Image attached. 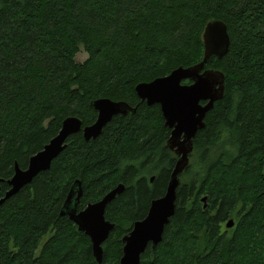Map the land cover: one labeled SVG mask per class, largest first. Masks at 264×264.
<instances>
[{"label": "trees", "instance_id": "trees-1", "mask_svg": "<svg viewBox=\"0 0 264 264\" xmlns=\"http://www.w3.org/2000/svg\"><path fill=\"white\" fill-rule=\"evenodd\" d=\"M213 20L230 48L205 69L224 73L225 95L194 140L163 241L140 264H264V0H0V199L15 164L25 170L66 118L92 125L102 98L136 108L95 140L71 136L0 207V264H98L89 237L60 215L77 180L79 210L124 184L106 209L115 228L102 263L120 264L123 237L165 195L178 160L160 106L135 88L201 62Z\"/></svg>", "mask_w": 264, "mask_h": 264}, {"label": "water", "instance_id": "water-1", "mask_svg": "<svg viewBox=\"0 0 264 264\" xmlns=\"http://www.w3.org/2000/svg\"><path fill=\"white\" fill-rule=\"evenodd\" d=\"M203 42L204 55L201 62L189 67H179L168 76L140 83L135 88L142 102H146L148 106H160L165 126L171 130L167 146L178 156V160L165 195L153 200L147 216L137 221L132 231L123 237V256L120 264H140L148 246L151 245L155 249L163 241L165 228L176 213L177 189L181 184L180 175L190 163L194 140L198 132L206 127L207 114L224 98L226 88L224 73L205 67L212 57L221 60L227 55L230 48L227 25L221 20L209 22L203 32ZM91 105L97 112L95 123L83 127L80 118L75 116L66 118L57 136L30 158L25 170L15 164L14 175L7 181L10 189L0 199V207L24 187L30 185L35 177L48 171L52 162L65 150L66 142L71 136L82 132L87 142L95 140L102 135L104 128L115 116L136 112V108L127 102L109 98L95 100ZM4 182L0 179V193L1 184ZM124 191L125 186L121 183L100 201L88 204L85 209L79 210L83 189L81 182L77 180L61 208L60 215L68 217L77 226L79 232L89 237L93 256L98 264L103 263V245L115 228V224L105 217L106 209ZM206 199V197L202 199L204 208H206ZM234 225L235 222L231 219L226 227L230 229Z\"/></svg>", "mask_w": 264, "mask_h": 264}, {"label": "rangeland", "instance_id": "rangeland-1", "mask_svg": "<svg viewBox=\"0 0 264 264\" xmlns=\"http://www.w3.org/2000/svg\"><path fill=\"white\" fill-rule=\"evenodd\" d=\"M86 59H87V54L84 51H82L81 53H79V55L77 56V60L79 62H83Z\"/></svg>", "mask_w": 264, "mask_h": 264}, {"label": "flooded vegetation", "instance_id": "flooded-vegetation-1", "mask_svg": "<svg viewBox=\"0 0 264 264\" xmlns=\"http://www.w3.org/2000/svg\"><path fill=\"white\" fill-rule=\"evenodd\" d=\"M190 84V83H189ZM203 104H205V103H203Z\"/></svg>", "mask_w": 264, "mask_h": 264}]
</instances>
